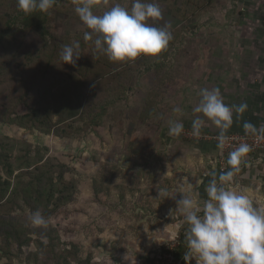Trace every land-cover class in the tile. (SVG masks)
<instances>
[{"label":"rangeland","instance_id":"rangeland-1","mask_svg":"<svg viewBox=\"0 0 264 264\" xmlns=\"http://www.w3.org/2000/svg\"><path fill=\"white\" fill-rule=\"evenodd\" d=\"M200 1L204 3L157 0L163 19L156 26L171 24L173 38L167 49L156 57L111 62L93 41L83 38L86 28L75 13L80 0H56L48 12L36 15L44 18L36 30L21 26L16 0H0V138L47 147L46 157L65 165L63 177L72 182L74 196L65 208L69 214L62 208L51 221L60 225V241L77 244L80 258L90 264H186V241L180 249L177 238L179 233L184 238L188 226L175 200L158 196V190L176 189L177 177L188 176L192 190L206 199L205 187L229 170L228 155L238 147L229 141L224 150L210 141L219 135L214 126L194 134L192 108L201 88L219 89L230 106L247 104L242 114L234 111L225 137L263 133L257 121L263 124L264 119L259 120L262 117L254 110L260 104L264 109V101L259 102L253 94L256 89L246 84L247 71H238L239 79L234 76L237 71L213 69L209 55L198 46L194 32L198 24L192 17ZM115 3L130 7L132 0H96L93 11L101 14ZM76 41L80 57L74 64H64L62 48ZM86 64L91 71L87 81H98L97 88L87 90L88 95L95 94L94 105L87 109L89 100L82 101L76 115L65 121L68 135H45L33 127L8 124L29 112L34 100L51 101L65 81L70 83L68 74L74 68L84 80ZM118 97L115 105L110 104ZM178 107L183 114L175 111ZM171 120L183 122L179 135L169 134ZM246 122L257 132H247ZM255 153L243 157L231 186L245 190L254 206L264 208V154ZM0 212L6 215L7 209ZM37 255L34 244L20 248L0 241V264H42L54 259ZM189 264L197 261L193 258Z\"/></svg>","mask_w":264,"mask_h":264},{"label":"clouds","instance_id":"clouds-1","mask_svg":"<svg viewBox=\"0 0 264 264\" xmlns=\"http://www.w3.org/2000/svg\"><path fill=\"white\" fill-rule=\"evenodd\" d=\"M16 3L25 13L48 12L56 0H16ZM95 4L96 0H80L75 13L86 28L83 38L93 41L95 49L111 62L156 57L167 49L173 38L170 23L155 24L163 19L157 0H132L130 7L115 3L101 14L93 11ZM79 47L76 41L62 48L60 59L64 64L76 62L80 57ZM198 96L192 108L193 132L199 135L203 127L214 126L220 130L217 140L223 146L224 132L233 122L234 111L242 114L247 104H226L219 89L214 87L201 88ZM175 111L183 114L179 107ZM244 128L249 133L257 132L256 127L247 122ZM182 131L181 120L169 121L170 135H179ZM249 151V145L242 143L229 153V170L209 181L205 187L206 199L192 190L188 176L177 177L176 189L158 190V196L175 200L188 226L184 235L186 264L193 258L197 264H264V208L254 206L245 190L231 186L233 176ZM28 220L33 227H48V219L40 210L31 212Z\"/></svg>","mask_w":264,"mask_h":264},{"label":"trees","instance_id":"trees-1","mask_svg":"<svg viewBox=\"0 0 264 264\" xmlns=\"http://www.w3.org/2000/svg\"><path fill=\"white\" fill-rule=\"evenodd\" d=\"M201 3L200 1L199 9ZM38 14L40 11L31 13L19 9L17 11V16H20L19 23L25 29L40 28L39 25L44 22V18H35ZM192 18L195 22V15ZM180 19H178L180 23L184 21L183 18ZM178 31L181 35L182 31ZM41 34L45 35L44 30ZM180 35H177L179 39ZM85 68L84 80L80 81L78 74H81V71L74 68L68 74L70 83L65 81L60 93L52 95L51 101L41 100L42 97L34 100L29 112L15 117L8 124L23 129L33 127L45 135L54 134L61 137L68 135L65 121L76 115L82 101H86V98L89 100L87 109H91L94 105L91 100L95 98V94L90 96L87 90L97 88L98 81L94 79L87 81V75L91 71L87 64ZM118 99L119 97L113 98L110 104L115 105L114 102ZM97 115L98 113H95L91 120ZM47 152V147L33 146L7 136L0 138V208L7 209L6 215H1L0 212V241H10L20 248L36 245L39 256L54 258L47 262L42 261V264L45 262V264H90L89 260L80 258L77 244L60 241L58 227L60 225L51 221L62 208L63 213L69 214V210L65 208L71 203L74 191L72 182L66 181L63 177L65 165L46 157ZM12 177L15 179L14 183L11 181ZM36 210H40L48 219L47 229L36 228L30 224L28 217ZM177 240L180 249L184 248L185 240L182 233H179ZM179 253L180 250L174 254L178 256ZM33 255L36 256L35 253Z\"/></svg>","mask_w":264,"mask_h":264},{"label":"crops","instance_id":"crops-1","mask_svg":"<svg viewBox=\"0 0 264 264\" xmlns=\"http://www.w3.org/2000/svg\"><path fill=\"white\" fill-rule=\"evenodd\" d=\"M203 1L195 12L198 46L209 55L213 69L237 71L236 78L241 76L238 71H247L246 84L256 89L259 102L264 101V0ZM262 110L261 104L254 110L259 120L264 119ZM257 123L258 130L264 128V123Z\"/></svg>","mask_w":264,"mask_h":264},{"label":"built area","instance_id":"built-area-1","mask_svg":"<svg viewBox=\"0 0 264 264\" xmlns=\"http://www.w3.org/2000/svg\"><path fill=\"white\" fill-rule=\"evenodd\" d=\"M217 137L218 136H212L209 140L219 145ZM229 141H234L238 146L242 143L248 144L250 147L248 153L252 152V154H254L255 152H258L264 154V133L226 137L223 146H221L224 150L231 145Z\"/></svg>","mask_w":264,"mask_h":264}]
</instances>
